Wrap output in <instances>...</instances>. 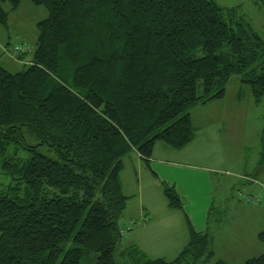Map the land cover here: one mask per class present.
Returning a JSON list of instances; mask_svg holds the SVG:
<instances>
[{
	"label": "trees",
	"instance_id": "1",
	"mask_svg": "<svg viewBox=\"0 0 264 264\" xmlns=\"http://www.w3.org/2000/svg\"><path fill=\"white\" fill-rule=\"evenodd\" d=\"M22 1L0 0L4 28V5ZM29 1L49 11L20 56L33 57L17 73L0 64V264L211 262L213 237L166 183L187 246L172 261L120 249L137 223L124 217L123 158L136 151L149 167L157 143L186 148L196 136L189 111L223 99L233 76L262 104L264 39L215 0ZM244 264H264V253Z\"/></svg>",
	"mask_w": 264,
	"mask_h": 264
},
{
	"label": "rangeland",
	"instance_id": "2",
	"mask_svg": "<svg viewBox=\"0 0 264 264\" xmlns=\"http://www.w3.org/2000/svg\"><path fill=\"white\" fill-rule=\"evenodd\" d=\"M215 1L224 8H237V18H244L264 39V6L261 3L254 0ZM4 7L9 13L8 28L0 24V31L8 42V50L12 51L17 44L28 45L34 50L38 39L37 24L49 17V11L29 0H23L18 10L12 11L8 4ZM32 57V52L27 55L29 60ZM0 64L11 73L24 68V64L7 58L1 51V42ZM240 80L239 76L231 77L223 99L199 104L189 111L196 136L193 146L181 152L183 160L178 163L183 165H158L159 182L148 172L151 182H145L142 191H135L134 195L126 188L131 190L137 184V178L135 174L133 178V170L128 169L124 190L131 196L124 217L136 220L135 230L142 223L139 222L140 204L147 208L145 212H149L148 209L158 214L168 211L163 183L174 187L183 210L198 228L201 225L205 227L209 217L211 228L221 239L229 238L235 242L229 250L239 253H227V264H244L249 254L260 256L264 253L260 248L245 254L240 251L238 243L244 239L256 244L259 241L257 233L264 228V102L256 105L250 86ZM161 145L166 146L164 143ZM3 178L1 176L0 180ZM149 214L151 220L152 215ZM220 227L222 229H218ZM223 230H231V235L223 233ZM130 233L126 232L120 249L130 246ZM218 260L214 258L203 264H213ZM118 261L122 263L119 257Z\"/></svg>",
	"mask_w": 264,
	"mask_h": 264
},
{
	"label": "crops",
	"instance_id": "3",
	"mask_svg": "<svg viewBox=\"0 0 264 264\" xmlns=\"http://www.w3.org/2000/svg\"><path fill=\"white\" fill-rule=\"evenodd\" d=\"M1 32L2 31H0L1 51L5 53L7 58L8 59L10 58L11 60H13V62H16L18 64L25 65L26 63H28V61L30 60L27 58V56H22L23 58L17 57V59H14L8 54V51H10L7 48L8 42L7 40H5V36ZM194 142L195 139L190 145H188L183 150L189 147L191 148ZM161 144L160 143L156 144L154 154L150 160L149 167L143 162L142 158L136 151H132L130 154L127 155L128 157L125 156L123 158L124 170L121 174V183L124 194H125L124 191L125 181L127 183L126 177H127L128 169H131V171L133 170L132 177L135 178L136 176L137 178V184L131 187L130 188L131 190L126 188V190H128V192L131 195H134L132 193H135V191H139V192L142 191L143 184L145 185V182L148 183L151 182L148 172L152 174V171H155L157 177H155L154 175L153 176L155 180L159 182L160 175H159L158 165H162L165 167H169L171 165L178 167L183 165L182 163H178L181 160H183L182 159L183 155L181 153L183 152V150H174L167 145L163 146ZM175 151L180 153H174ZM126 157H127V161L125 162ZM140 207H141L140 209L141 216L139 217L140 219L139 222L142 223L135 230L133 229L131 230V233L129 234L131 236L130 246L139 247V249L142 250L151 259L163 258L168 261H172L176 259L178 255L181 253V251L189 243V230L185 222L184 213L182 211H176V210L174 211L169 208L168 211L166 210L163 213L158 214L156 211L152 209H148L152 215L151 220H149L150 214L149 212H145L147 208L145 209V206L142 203L140 204ZM145 217H147V219L145 221H142L143 218ZM130 220L128 219L126 223H128V221ZM192 223L197 231L209 233L213 237V241H214L213 249L215 252V258L222 260L227 264V260H226L227 253L231 255L235 253H239L238 251L229 250V246L234 245L235 242H233L232 239L229 238L221 239L218 233L216 232V230H213L211 228L212 223L211 221H209V217L206 218L205 227L201 225L202 227L198 228L193 221ZM218 229H222V228L220 227ZM212 232H214L215 234ZM230 232L231 230H223V233H228V235H231ZM261 233H264V228L262 232L257 233V238L259 241L254 245L249 240L240 239L238 241L240 251L246 254V253H251V251L255 249H260V248L264 249V243L261 241L259 237V234ZM246 257H247L246 259H249L255 256H251V254H249V256Z\"/></svg>",
	"mask_w": 264,
	"mask_h": 264
},
{
	"label": "built area",
	"instance_id": "4",
	"mask_svg": "<svg viewBox=\"0 0 264 264\" xmlns=\"http://www.w3.org/2000/svg\"><path fill=\"white\" fill-rule=\"evenodd\" d=\"M30 51H31V47L30 46L17 44L12 51H8V54L12 58L17 59V57L20 58V56L22 54H25V53L30 52Z\"/></svg>",
	"mask_w": 264,
	"mask_h": 264
}]
</instances>
